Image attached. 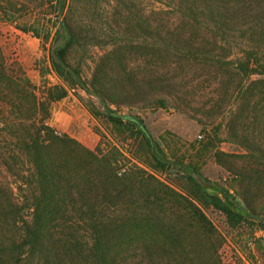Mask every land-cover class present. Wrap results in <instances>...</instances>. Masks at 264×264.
<instances>
[{
	"label": "rangeland",
	"instance_id": "1",
	"mask_svg": "<svg viewBox=\"0 0 264 264\" xmlns=\"http://www.w3.org/2000/svg\"><path fill=\"white\" fill-rule=\"evenodd\" d=\"M36 1L25 7V0H0V15L18 17L0 23V47L7 71L35 86L46 123L61 136L111 158L119 177L150 175L189 192L196 188L188 175L196 171L209 195L217 194L216 187L229 191L235 212L243 219L233 225L221 210L196 202L210 223L204 229L183 204L165 198L163 210L151 216H160L157 223L146 219L139 227L120 209L111 219L114 231L110 227L98 232L105 237H195L201 243L216 237L223 242L218 248L222 264H264V180L259 179L264 175V76L222 73L210 59L181 61L167 45L153 53L145 36L148 22L162 23L161 35L194 34L200 43L196 47L210 56L236 59L254 51L264 61V0H241V10L236 6L223 12L228 25L217 33L187 24L188 18L172 0H75L72 18L92 23L81 31L69 61L88 88L58 74L49 58L50 43L22 30L37 19L47 28L54 25L51 0ZM125 27L134 36H124ZM63 42L60 36L56 45ZM164 48L170 52L168 58H163L169 53ZM162 72L170 76L173 87L154 90L150 81ZM12 112L0 101V128ZM124 115L133 116L156 141L155 158L136 124ZM91 168L84 163L66 173L78 178L75 190L92 194L125 190L109 182L108 171ZM89 176L96 178L94 186L88 183ZM158 187L153 181L130 185L138 195ZM204 254L201 247L198 264H204Z\"/></svg>",
	"mask_w": 264,
	"mask_h": 264
},
{
	"label": "trees",
	"instance_id": "2",
	"mask_svg": "<svg viewBox=\"0 0 264 264\" xmlns=\"http://www.w3.org/2000/svg\"><path fill=\"white\" fill-rule=\"evenodd\" d=\"M74 1L51 0L56 16L54 25L47 28L37 19L22 30L32 32L44 39L45 43H50L49 58L58 74L72 84L79 82L82 87L88 88L80 71L69 61L70 50L81 31L92 23L72 18ZM243 1L172 0L175 8L188 18L187 24L192 23L215 33L217 29L228 25L222 13L236 6V10H241L240 3ZM33 2L37 1L25 0V7ZM233 2L237 4L232 5ZM6 21H18V17L0 15V23ZM148 26L149 31L147 29L145 36L150 38L147 46L153 53L158 47L167 45L172 47L171 53L181 61L210 59L215 60L217 70H222V73L227 71L246 77L264 76V61L254 51L236 59L219 54L213 57L210 56L212 53L196 47L200 43L194 39V34L182 36L173 33V39L161 35L162 23L154 25L148 22ZM136 28H141L140 23ZM121 32L124 36H134L133 31L128 33L126 27ZM60 36H63L64 42L56 45ZM169 56L170 52L165 53L163 58ZM6 68L5 56L0 47V101L13 109L11 115L6 117L5 127L0 128V264H198L197 253L201 247L206 250L204 264H222L218 248L223 242L216 237H207L201 243L195 237L101 235L98 231L102 228L106 230L111 227V231H114L115 220L111 219L119 214L120 209L127 212L125 217L128 221L138 223L139 227L146 219L157 223L160 216H151L163 210L160 204L165 198L183 204L204 229L209 228L210 223L196 202L221 210L233 225L243 219L235 212L229 191L216 187L217 194L209 195L205 190L206 183L196 171L188 175L196 188L189 192L182 186L176 188L150 175L145 177L137 173L134 177L117 176L111 158L101 156L77 140L54 131L46 123V116L40 114L41 102L31 80H19ZM169 78L165 72L155 75L150 81L151 88L156 90L158 86H164L170 89L173 85ZM102 88L106 90V86ZM96 90L98 93L100 88L96 87ZM53 99L51 96L50 100ZM25 106H29L26 113L22 111ZM115 118L121 119L119 116ZM124 118L136 124L138 134L144 137L149 152L155 158L156 141L135 119ZM81 157L83 159L79 160ZM84 163L93 167V171H108L109 182L122 185L125 190L113 192L107 189L106 192L93 194L75 190L74 179L78 178H69L66 173ZM259 179L264 180V175ZM150 181L159 186L153 193L138 195L130 189V185L137 182L145 185V182ZM88 183L94 186L96 178L89 176ZM196 192L198 194L195 195ZM151 202L156 203V207H149L148 203ZM89 233L91 237H88Z\"/></svg>",
	"mask_w": 264,
	"mask_h": 264
},
{
	"label": "water",
	"instance_id": "3",
	"mask_svg": "<svg viewBox=\"0 0 264 264\" xmlns=\"http://www.w3.org/2000/svg\"><path fill=\"white\" fill-rule=\"evenodd\" d=\"M125 117L131 118V119H135L133 116L130 115H124Z\"/></svg>",
	"mask_w": 264,
	"mask_h": 264
},
{
	"label": "built area",
	"instance_id": "4",
	"mask_svg": "<svg viewBox=\"0 0 264 264\" xmlns=\"http://www.w3.org/2000/svg\"><path fill=\"white\" fill-rule=\"evenodd\" d=\"M200 137H202V135H199Z\"/></svg>",
	"mask_w": 264,
	"mask_h": 264
}]
</instances>
